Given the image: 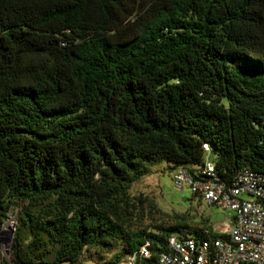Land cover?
<instances>
[{"label": "trees", "instance_id": "trees-1", "mask_svg": "<svg viewBox=\"0 0 264 264\" xmlns=\"http://www.w3.org/2000/svg\"><path fill=\"white\" fill-rule=\"evenodd\" d=\"M205 158L222 181L264 173V0H0V264L225 239L197 206L130 193L147 163Z\"/></svg>", "mask_w": 264, "mask_h": 264}, {"label": "built area", "instance_id": "built-area-1", "mask_svg": "<svg viewBox=\"0 0 264 264\" xmlns=\"http://www.w3.org/2000/svg\"><path fill=\"white\" fill-rule=\"evenodd\" d=\"M172 183L178 190L188 188L203 204L229 212L230 220L225 224V239L196 242L169 237L168 249L159 254L158 264H264V173L243 169L222 181L213 162L205 158L192 173L175 170ZM149 256L146 244L127 264H140L137 259Z\"/></svg>", "mask_w": 264, "mask_h": 264}, {"label": "rangeland", "instance_id": "rangeland-1", "mask_svg": "<svg viewBox=\"0 0 264 264\" xmlns=\"http://www.w3.org/2000/svg\"><path fill=\"white\" fill-rule=\"evenodd\" d=\"M169 166L170 164L166 161L147 163L149 173L131 185L130 193L135 195L142 193L152 197L165 212H183L190 207L197 206L198 209L196 210L201 216H208L213 230L224 233L225 224H228L230 220L229 212L214 206H207L202 201L198 202V198L192 201L188 200L191 198L192 192L186 187L182 190L174 188L172 183L173 172L168 169ZM13 223L14 218L10 216L0 228V254L5 261L9 260L10 244L4 239L9 237L10 227ZM121 264H127L126 260Z\"/></svg>", "mask_w": 264, "mask_h": 264}, {"label": "water", "instance_id": "water-1", "mask_svg": "<svg viewBox=\"0 0 264 264\" xmlns=\"http://www.w3.org/2000/svg\"><path fill=\"white\" fill-rule=\"evenodd\" d=\"M14 230H15V224L13 223L10 227V233H9V237L8 238H3L5 242H8L9 244L11 243L12 241V238H13V234H14Z\"/></svg>", "mask_w": 264, "mask_h": 264}, {"label": "bare ground", "instance_id": "bare-ground-1", "mask_svg": "<svg viewBox=\"0 0 264 264\" xmlns=\"http://www.w3.org/2000/svg\"><path fill=\"white\" fill-rule=\"evenodd\" d=\"M10 226L8 225V228H9ZM8 243V242H7Z\"/></svg>", "mask_w": 264, "mask_h": 264}]
</instances>
